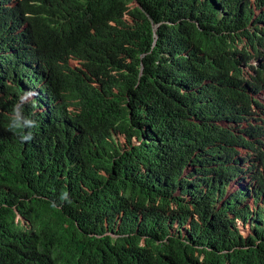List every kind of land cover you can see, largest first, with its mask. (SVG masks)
Returning <instances> with one entry per match:
<instances>
[{"label":"trees","instance_id":"1","mask_svg":"<svg viewBox=\"0 0 264 264\" xmlns=\"http://www.w3.org/2000/svg\"><path fill=\"white\" fill-rule=\"evenodd\" d=\"M0 264H264V0H0Z\"/></svg>","mask_w":264,"mask_h":264},{"label":"clouds","instance_id":"2","mask_svg":"<svg viewBox=\"0 0 264 264\" xmlns=\"http://www.w3.org/2000/svg\"><path fill=\"white\" fill-rule=\"evenodd\" d=\"M25 95H35L33 92H26L23 96L20 97V100L23 99ZM35 104V102H33ZM21 109L19 103H17L13 108V114L11 117L10 128L20 130V140L22 142H27L32 139L31 131H28L27 134H24L25 129H32L36 127V122L32 119H22L21 118Z\"/></svg>","mask_w":264,"mask_h":264}]
</instances>
